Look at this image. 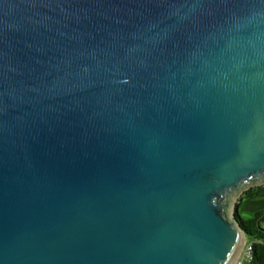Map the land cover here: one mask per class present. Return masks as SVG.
<instances>
[{"label": "water", "instance_id": "95a60500", "mask_svg": "<svg viewBox=\"0 0 264 264\" xmlns=\"http://www.w3.org/2000/svg\"><path fill=\"white\" fill-rule=\"evenodd\" d=\"M264 186V0H0V264H237Z\"/></svg>", "mask_w": 264, "mask_h": 264}, {"label": "trees", "instance_id": "16d2710c", "mask_svg": "<svg viewBox=\"0 0 264 264\" xmlns=\"http://www.w3.org/2000/svg\"><path fill=\"white\" fill-rule=\"evenodd\" d=\"M264 191V186H258L252 189H249L242 195L243 198H252ZM242 203L239 205L241 208ZM238 219L242 228L244 229L251 250L249 257L247 258V264H264V210L258 211L253 214L252 218H244L239 210L237 214Z\"/></svg>", "mask_w": 264, "mask_h": 264}, {"label": "crops", "instance_id": "0c3cea01", "mask_svg": "<svg viewBox=\"0 0 264 264\" xmlns=\"http://www.w3.org/2000/svg\"><path fill=\"white\" fill-rule=\"evenodd\" d=\"M261 198H264V191L261 194L255 196V197L243 198V202H242V205H241V208H243V213L240 210L241 215L244 218H252L254 213H256L258 211H261V210H264V203L261 206H259L257 208H254V209L247 208L249 203H251L253 201H257L258 199H261Z\"/></svg>", "mask_w": 264, "mask_h": 264}, {"label": "rangeland", "instance_id": "374dc122", "mask_svg": "<svg viewBox=\"0 0 264 264\" xmlns=\"http://www.w3.org/2000/svg\"><path fill=\"white\" fill-rule=\"evenodd\" d=\"M263 203H264V198H261V199H258L257 201H253L249 203L247 208L254 209V208L261 206ZM240 210L243 213V208H241ZM262 224L264 225V221L262 222ZM245 251H246V246L239 257L237 264H247L246 262L247 259H245L246 258Z\"/></svg>", "mask_w": 264, "mask_h": 264}, {"label": "built area", "instance_id": "2783aa9c", "mask_svg": "<svg viewBox=\"0 0 264 264\" xmlns=\"http://www.w3.org/2000/svg\"><path fill=\"white\" fill-rule=\"evenodd\" d=\"M250 250H251V247H250V245L247 244L246 245V251H245V253H246V258L245 259H247L249 257Z\"/></svg>", "mask_w": 264, "mask_h": 264}]
</instances>
